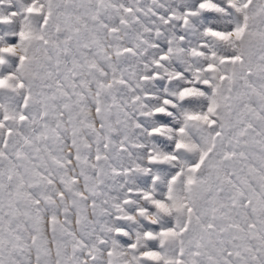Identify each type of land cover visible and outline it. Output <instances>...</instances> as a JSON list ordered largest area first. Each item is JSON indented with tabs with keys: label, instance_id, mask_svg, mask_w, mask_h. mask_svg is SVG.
I'll return each mask as SVG.
<instances>
[{
	"label": "snow or ice",
	"instance_id": "6c2138e0",
	"mask_svg": "<svg viewBox=\"0 0 264 264\" xmlns=\"http://www.w3.org/2000/svg\"><path fill=\"white\" fill-rule=\"evenodd\" d=\"M0 264H264V0H0Z\"/></svg>",
	"mask_w": 264,
	"mask_h": 264
}]
</instances>
